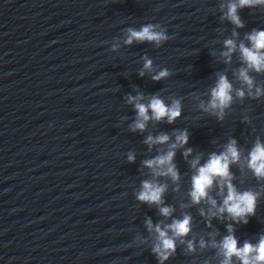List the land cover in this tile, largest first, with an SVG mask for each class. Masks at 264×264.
I'll return each mask as SVG.
<instances>
[{
    "label": "clouds",
    "instance_id": "obj_1",
    "mask_svg": "<svg viewBox=\"0 0 264 264\" xmlns=\"http://www.w3.org/2000/svg\"><path fill=\"white\" fill-rule=\"evenodd\" d=\"M258 4L264 5V0H238V3L229 4L227 16L238 27L242 26V22L237 14L238 7H251ZM157 29H160V25L152 23L145 24L138 30L128 28V35L124 43L130 45L134 41H147L154 43L156 46H160L163 42L169 40V36L163 29ZM248 39L252 42V48H246L241 45L242 55L246 63L255 67L257 70H260L264 67V52L259 51L260 49H264V31H254L248 36ZM225 43L229 48V51H232L234 47L233 41L228 40ZM116 47H118V45H113V49ZM144 60V69L151 70L152 61L147 57H145ZM143 74L144 71L141 70L140 75ZM168 75V70L164 69L154 75L152 79L158 81ZM240 76L249 86H251L252 81L247 76L245 71L242 70ZM230 92L231 84L227 81L226 77L221 76L217 86L212 89V99L209 102V106L213 109L219 108L222 112V109L227 107L231 102L232 97ZM239 95L242 96L243 93L241 92ZM142 98V95H138L136 97L128 96L127 98L129 103L134 104L137 111V120L133 125V130H143L145 128V122L150 118L160 120L167 117L168 121L172 122L180 115L179 102H174L171 106H168L165 105L163 100L154 96L150 102L145 105L139 102ZM149 110L152 113L151 117L148 115ZM168 139L169 137L167 135L156 137L155 140H153V137L149 136L146 142L164 143ZM176 139L179 144L187 143V133H181ZM173 147H175V145H173ZM173 156L174 152H169L166 156L158 157L156 160L145 161V164L148 167H152L154 164L164 165L170 163ZM229 157H231V162H234L238 158V152L234 141L228 145L226 153L220 155L213 154L208 162L199 168L198 174L193 177V191L191 195L194 202H199L202 197L207 195V189L213 184L214 177L220 176L222 178H226L229 176ZM128 159L131 162L134 160V156L130 154ZM249 166L254 170L257 176H264V144H260L258 142L255 145L254 149L250 153ZM168 171L175 178L176 173L174 168L169 167ZM227 187L228 194L224 199L223 207L220 208V211H227L233 219L237 220V222L242 220L244 223H247L246 217L254 214L256 194L252 192L238 193L230 183H228ZM162 191L163 188L156 187L145 181L142 186V191H140L137 195V199L141 202L159 203ZM212 203L215 204V201ZM161 212L164 215H168L169 209L162 208ZM189 222L190 218L185 217L182 221H175L170 227L177 235H184L189 231ZM149 227H151L150 222ZM156 231L160 236V245L154 247L153 252L158 256L162 264V261L167 259L168 250H172L174 248V242L167 238L166 233L161 231L158 226ZM237 243L236 238L232 235L224 238L222 242V248L225 255L224 264H230V260L233 255L237 256L241 260V264H264V236L261 237L256 245L245 242L242 248H238Z\"/></svg>",
    "mask_w": 264,
    "mask_h": 264
}]
</instances>
